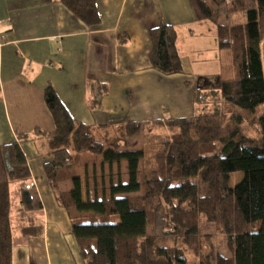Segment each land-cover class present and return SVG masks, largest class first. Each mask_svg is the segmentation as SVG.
I'll return each mask as SVG.
<instances>
[{"label": "trees", "instance_id": "obj_1", "mask_svg": "<svg viewBox=\"0 0 264 264\" xmlns=\"http://www.w3.org/2000/svg\"><path fill=\"white\" fill-rule=\"evenodd\" d=\"M61 1L87 24L98 23V0ZM190 1L198 21L217 26L219 47L229 54L230 61L222 63L219 85L210 89L216 108L181 119L129 122L122 128L123 136L113 138L108 127L76 122L55 90L45 91L55 124L49 135L53 159L45 168L54 186L73 182L74 188L58 193V199L78 214L73 233L86 264H189L187 252L202 247V221L214 225L225 238L230 256L211 249L206 256L194 255L199 257L197 264H264V0ZM231 13H244L246 22L219 25V18ZM176 39L169 26L152 31L150 62L162 74L182 73ZM201 91L196 90L198 105L205 100ZM220 99L234 108L228 122ZM246 122L252 123L251 130H244ZM143 125L166 132L155 152V167L141 184L145 152L127 149V139ZM104 131L109 133L101 135ZM36 134L48 136L39 130ZM29 138L0 146V264H12L11 186L30 176L21 147ZM90 156H100L110 166L126 163L128 181L112 185L109 199L84 200L76 169L90 165ZM235 174L243 179L231 187ZM19 198L25 213L40 208L27 183L20 186ZM151 226L160 233L149 234ZM32 229L30 225L22 232L26 235ZM163 238L172 245H159L168 243Z\"/></svg>", "mask_w": 264, "mask_h": 264}, {"label": "crops", "instance_id": "obj_2", "mask_svg": "<svg viewBox=\"0 0 264 264\" xmlns=\"http://www.w3.org/2000/svg\"><path fill=\"white\" fill-rule=\"evenodd\" d=\"M96 7L98 23L87 24L61 0H0V146L30 137L21 143L30 176L11 186L21 223L12 264H86L73 233L78 214L58 199L70 191L62 188L69 180L54 186L45 168L53 159L45 141L55 131L48 87L76 122L92 128L181 119L197 113V89L219 85L206 84L212 76L201 68L216 56L220 79L229 57L219 47L217 26L198 21L190 0H98ZM161 26L176 32L182 73L165 75L151 66L152 31ZM202 76L206 81L197 85ZM25 183L40 205L32 213L20 205Z\"/></svg>", "mask_w": 264, "mask_h": 264}, {"label": "rangeland", "instance_id": "obj_3", "mask_svg": "<svg viewBox=\"0 0 264 264\" xmlns=\"http://www.w3.org/2000/svg\"><path fill=\"white\" fill-rule=\"evenodd\" d=\"M246 22V17L244 13H231L228 15H222L219 18V23L221 25L225 26H235L244 24ZM219 24V25H220ZM262 53H263V60H264V42L262 44ZM209 54V53H208ZM214 54V52H213ZM216 56H211L209 61L210 62L208 67L204 69L201 68L202 72L205 71L208 75L210 74L212 77L210 79L204 78V76L198 78L197 85L202 84L204 81H206V84H210V86H216L219 84V77L216 75ZM230 60L227 59V62ZM216 75V76H215ZM210 82V83H209ZM213 90L207 89L202 90V94L204 95V101L200 102V106H198L197 115L205 113V111L209 112L212 110V108L217 107L216 102H214L212 99H214V93ZM219 99V97H218ZM221 101V99H220ZM220 108L222 111V114L226 115L225 121L228 122L230 120L231 115L234 113V108L231 105L226 104L223 100L221 101ZM213 106V107H212ZM262 107L259 109L260 113L262 111ZM145 124V123H142ZM252 123L246 122L243 125L244 130H251ZM124 126H116L112 128H108L110 130L109 132H101L103 134L109 133L113 138L123 136L122 129ZM166 132L165 128H154L150 126L143 125L141 127V130L134 134L133 137H130L127 139L128 141V148L127 149H134V150H143L145 152V157L143 161L140 164V173H139V182L142 184L144 179L146 177L150 176V173L155 167L154 161L156 157V151L161 147V142L163 140L162 135ZM253 133V132H251ZM97 135H100L99 132ZM255 135V134H253ZM50 143V139H46L45 146H48ZM90 165L87 167L82 165V168L80 167L78 170V176L81 177L82 183H83V190H84V200H94L95 198L103 199V198H110V187L112 185H116L119 180L122 182L127 183L128 177H127V166L126 163H123L122 165H108L102 163V158L100 156H90L89 157ZM94 163V165H93ZM242 177V178H240ZM243 179V175L241 174H235L232 175L230 178V185L231 187H234L237 185L241 180ZM62 188H65L66 190H72L74 188L72 181H66L62 184ZM141 194H136L134 196H140ZM18 193L15 186L11 190V201H12V233L15 236V238H18V233L21 228V223L16 219L18 215V208L19 205L17 203ZM75 211L74 209H72ZM76 212V211H75ZM250 230H253L250 228ZM149 234L157 235L160 233V231H157L156 228L151 226L148 229ZM202 243V247L198 245L197 252L192 247L190 252L188 253V256L190 258L189 264H197L199 263V257H195L194 255H202L206 256L207 254L211 253V249L214 251L215 254H221L224 256H230L228 247H227V241L223 236H221L217 230L215 229V226L212 224H206L205 221H202L200 226V233H199ZM166 241L164 238L162 239ZM168 242V241H166ZM200 243V242H199ZM172 245V243L168 242H160L159 245ZM209 245H211V248H209Z\"/></svg>", "mask_w": 264, "mask_h": 264}]
</instances>
